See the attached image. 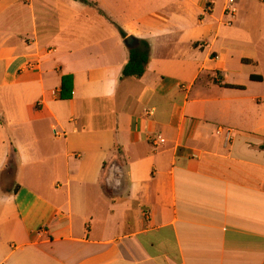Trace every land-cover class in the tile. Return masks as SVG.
Instances as JSON below:
<instances>
[{
	"label": "crops",
	"instance_id": "1",
	"mask_svg": "<svg viewBox=\"0 0 264 264\" xmlns=\"http://www.w3.org/2000/svg\"><path fill=\"white\" fill-rule=\"evenodd\" d=\"M234 1L0 0V264H264V2Z\"/></svg>",
	"mask_w": 264,
	"mask_h": 264
},
{
	"label": "trees",
	"instance_id": "2",
	"mask_svg": "<svg viewBox=\"0 0 264 264\" xmlns=\"http://www.w3.org/2000/svg\"><path fill=\"white\" fill-rule=\"evenodd\" d=\"M88 6H94L90 0H75ZM120 34H124L120 31ZM148 44L146 42H140V47L129 51L128 62L122 70V75L125 78H140L145 72V67L149 60ZM72 78L63 77L61 79V98L68 99L70 94H65V90L68 87L71 89ZM264 149V146L262 147Z\"/></svg>",
	"mask_w": 264,
	"mask_h": 264
},
{
	"label": "built area",
	"instance_id": "3",
	"mask_svg": "<svg viewBox=\"0 0 264 264\" xmlns=\"http://www.w3.org/2000/svg\"><path fill=\"white\" fill-rule=\"evenodd\" d=\"M262 2H264V0H260ZM236 14H237V8H236V5H235V1L234 0H227L225 6H224V9H223V16L225 18V24L227 26H230L232 24V22L234 21L235 17H236ZM55 133V131H54ZM225 134L227 138L230 137L232 131L230 129H217L216 131V135L220 136L221 134ZM56 135V133H55ZM153 143H164V140L161 139V138H156V139H153L152 141Z\"/></svg>",
	"mask_w": 264,
	"mask_h": 264
},
{
	"label": "water",
	"instance_id": "4",
	"mask_svg": "<svg viewBox=\"0 0 264 264\" xmlns=\"http://www.w3.org/2000/svg\"><path fill=\"white\" fill-rule=\"evenodd\" d=\"M135 44H137V41H136L134 38H132V37H128V38H126V40H125V42H124V45H125L128 49L132 48L133 45H135Z\"/></svg>",
	"mask_w": 264,
	"mask_h": 264
}]
</instances>
